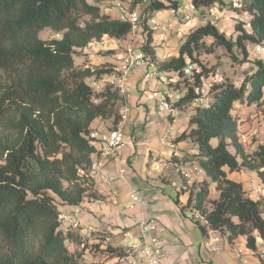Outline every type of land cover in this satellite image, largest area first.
Returning <instances> with one entry per match:
<instances>
[{
    "label": "trees",
    "instance_id": "trees-1",
    "mask_svg": "<svg viewBox=\"0 0 264 264\" xmlns=\"http://www.w3.org/2000/svg\"><path fill=\"white\" fill-rule=\"evenodd\" d=\"M142 1L134 0L131 7L137 9ZM147 2L144 10L138 9L143 40L137 49L159 62L158 71L175 77L173 90L182 85L173 107L189 111L187 128L173 141L195 150L170 162L194 161L205 177L180 189L187 193L182 210L201 214L203 222H193L203 236L214 232L228 242L245 236L254 249V234L264 239V195L263 200L251 198L227 173L252 171L264 186V128L263 142L247 152L237 140V118L232 116L235 104L254 106L251 114L263 108L264 125V57L251 58L257 46L264 52V0H243L237 9L250 19L248 26L235 25L233 38L207 21L186 36L177 56L164 62L155 54L146 23L153 13L178 12L182 0ZM188 2L195 10L222 4ZM101 6L88 0H0V264H80L84 253L70 251L72 243L94 255L125 256L124 248L102 232L80 236L62 230L58 208L76 207L84 198L99 200L89 174L96 152L89 134L95 121H110L114 127L120 119L121 95L87 82L111 74L112 66L99 64L90 71L74 61L90 44L105 37L123 40L130 33L127 22L111 19ZM44 31L51 33L47 40L40 37ZM203 47L207 52L221 47L233 63H246L248 69L239 79L210 81L214 72L196 57ZM187 63L199 68L183 77ZM207 85L208 98L203 99ZM210 189L217 193L213 199Z\"/></svg>",
    "mask_w": 264,
    "mask_h": 264
},
{
    "label": "crops",
    "instance_id": "crops-1",
    "mask_svg": "<svg viewBox=\"0 0 264 264\" xmlns=\"http://www.w3.org/2000/svg\"><path fill=\"white\" fill-rule=\"evenodd\" d=\"M182 10L185 9L181 7L176 13L171 11L153 13L151 17L155 19V24L146 23V26L150 30H157L162 33L155 35L152 33V44L156 46L154 51L159 60L162 56H166L167 58V52L170 50L171 37L168 36V32L177 30L180 35L185 34L173 25V21L177 20L174 16L179 15ZM221 10L222 12L219 15L222 14L225 19L241 16L237 13V8L230 10V8L225 7V3L221 6ZM109 17L116 19V13H113ZM214 17L209 18L214 22L211 23L216 27V22L220 20V16L217 19H214ZM241 17L243 18V15ZM168 25L171 27H168ZM142 40L143 37L139 34V30L136 34L129 33L123 40L105 37L98 42L90 44L83 51L87 56L83 58L82 63L77 65H83L86 61L89 62V56H93L94 58L99 56L101 62L95 60L90 62L94 66L99 64L111 65L115 62L113 54L121 51L128 44L135 47ZM103 42H107L106 47L102 46ZM158 48L162 50L163 54L161 57L157 55ZM175 56H177L176 50L169 54V58ZM146 73V68H136L128 76L126 85L127 94L122 98V105L125 104L129 109L123 129L124 147L121 150V154L117 158L107 161L103 169V174L111 176L113 180L109 183L95 180V190L99 195V200L84 198L78 205L82 210L76 217L78 225L73 227L68 223L61 222V229L63 230V226H65V230L70 229L80 236H90L95 232H102L109 237L108 240L111 244L123 245L135 240L137 237L136 225L140 220L156 218L158 220L157 235L159 236L163 231H168L171 236L169 244H164L165 259L162 264H214L215 262L218 264H242L240 257L235 253L236 249L242 251L241 256L242 259L246 260V264H264V259L258 257L259 252H264V239L260 238L257 234H254L255 249H250L247 246L245 236H239L232 242H228L224 236H220L214 232H207L205 236L201 234V243L195 251L190 249L189 254L187 253L189 248L185 247L190 245L188 235L193 229L192 221L190 224L186 223V225L181 221L180 216H184L183 212L188 210L186 208L182 210L187 202V193L180 191L185 182L175 171L176 165L185 163L170 161L174 157L181 159L185 155L192 156L195 153V150H192L188 144L184 142L175 143L173 141L181 131L187 128L189 111L186 112L187 116L183 119L180 118L183 112L177 111L176 115L179 114V119L174 118L176 120L169 131L168 122L171 117L166 113H159L157 111L154 100L148 99L150 95H145L144 93L137 94L135 91L139 82L145 78L151 81V92L157 88L155 82L148 78ZM173 91H176L180 96L178 90ZM234 109L236 110L237 117L246 119L249 108L241 104H235ZM98 125L99 121H95L93 128L98 129V131L107 130ZM262 142L263 140H260L257 143ZM255 144L249 150H253ZM156 157H164L170 162V165L164 170L163 174H157L158 180L153 176L150 169V164ZM96 160H98V156L94 154L92 156V163ZM186 163L196 165L194 161ZM120 170L127 172V175L123 179H120L118 176ZM233 173H227V178L234 180L232 178ZM175 177L182 180L180 188L174 183ZM204 179L205 177L203 176L199 180ZM162 185H171L176 189L175 200H178V204L175 203V200L173 202L169 201V198L164 195L163 189H161ZM131 191L138 192L143 198L142 205L133 210L128 208ZM170 203H174L175 207L179 209V218L173 213L172 208L171 212L174 216L170 215L171 212L167 213L164 211V208L169 206ZM74 209L75 207L61 206L59 210L61 215H68L73 213ZM207 235L220 237L217 252L210 253L204 247L203 240ZM186 257H190L189 260Z\"/></svg>",
    "mask_w": 264,
    "mask_h": 264
},
{
    "label": "built area",
    "instance_id": "built-area-1",
    "mask_svg": "<svg viewBox=\"0 0 264 264\" xmlns=\"http://www.w3.org/2000/svg\"><path fill=\"white\" fill-rule=\"evenodd\" d=\"M101 6L102 11L107 15H112L116 13V20L127 22L130 26V33L136 34L140 29V12L136 8H131L128 3H125L123 0H103ZM190 6L188 0H182L181 7L183 9ZM237 8H241V3L237 4ZM218 16L215 15L214 19H217ZM155 24V19L150 17L147 20V23ZM168 27H171L168 25ZM95 43V42H94ZM103 47L107 46V42L102 43ZM257 54H263L264 52L260 46L255 48ZM89 62H85L82 66L84 69H89L93 71L94 65L90 62L100 61L99 56L94 58L89 56ZM113 59L115 62L111 64L112 72L109 75L104 76L101 80L94 82L96 89L101 88L102 86H109L112 89L116 90L122 98L127 94V80L130 72L136 68H146L147 77L152 79L156 84V89L153 90L150 94V98L154 100L156 109L159 113H166L171 117L168 122V130L172 129L173 123L175 122L174 118L177 114V110L173 105L179 100V95L176 91L172 90V85L175 83V77L158 71V63L150 61L145 55L133 47L131 44H128L121 51L113 54ZM166 56H162L159 60L164 62ZM101 62V61H100ZM195 65L187 63L186 66L182 69V76L187 77L195 69ZM209 86H207V90ZM207 90H203L202 92ZM264 101V93H263ZM254 109V106H252ZM253 111V110H252ZM129 112L128 107L124 104L120 109V119L114 127H111L105 131L92 130L89 134L91 144L95 147V155L98 156V160L92 163L89 174L91 178L96 181H101L104 183H109L113 180L111 176L103 174V169L107 161L112 158H117L121 154V150L124 147V138H123V129L124 124L127 120V114ZM251 112H248L247 116H250ZM232 116L237 118V127H239L243 122V118L236 116V110H232ZM264 125H262L263 131ZM262 133V132H261ZM258 137V131L251 129L250 131L243 132L237 129V140L242 146L250 145L251 141ZM170 165L169 160L164 157H156L152 160L150 164V169L153 173L161 175L164 170ZM176 173L180 178L185 182L182 185L181 189L186 190L193 182L201 179L204 176L203 171L197 166L189 163L176 165ZM127 175L125 170L119 171V178L123 179ZM190 184V185H188ZM214 190V189H212ZM129 209L133 210L138 206H141L143 203L142 196L136 192L131 191L129 194ZM79 206H76L73 210V213L68 215H61L60 221L62 223H68L73 227L78 225L76 219L77 215L81 213ZM191 219L198 220L201 223L203 218L201 214L197 211H191ZM137 237L134 241L120 245L125 250V256L122 260L125 264H162L165 259V252L162 247V242L157 235L158 231V220L155 219H143L137 223ZM220 242L219 236H210L207 235L203 240L204 247L210 252L215 253L218 251V244ZM255 249V248H254ZM235 253L240 257L242 264H246V260L242 259V251L236 249ZM258 257L264 259V252H259ZM108 258V257H107ZM116 260L118 258H115ZM232 264V263H226Z\"/></svg>",
    "mask_w": 264,
    "mask_h": 264
},
{
    "label": "rangeland",
    "instance_id": "rangeland-1",
    "mask_svg": "<svg viewBox=\"0 0 264 264\" xmlns=\"http://www.w3.org/2000/svg\"><path fill=\"white\" fill-rule=\"evenodd\" d=\"M88 1L91 3L96 1V2L101 3V5L104 3L103 0H88ZM123 1L125 3H128V5L131 6L134 0H123ZM223 3H225V7L230 8V10H232V8H234V9L237 8L238 3H243V0H222V4H215L214 6H212L211 8H208V9L203 8V9L195 10L190 5L187 8H185V10H182V12L179 15L174 16L177 20L176 21L172 20L174 23L173 25L176 26V28H178V30H180L181 32H184L185 34L180 35L179 31H177V30L174 32H171V31L168 32L169 33L168 36L171 37L170 38L171 43H170V46L168 45L170 47V50L167 52L168 56H167L166 60L169 58V54L172 51L174 52L176 50V52L178 53L181 44L185 41V38L188 34L193 32L196 28H198L200 25L204 24L207 21L214 23L213 21H211L210 18H213L217 14H218V17L220 16L219 17L220 20H218L216 22V27L220 32L222 31L225 34V36L229 39L233 38L235 35V25L236 24L242 22V23L246 24V26H248V21H249L250 17L247 16L244 12H242L240 10H238L237 13L241 16L243 15V18L240 16V17H232V18H226L225 19V18H223L222 14L219 15V13L222 12L221 6L223 5ZM147 4H148L147 0H143L142 3H140V5H137L138 6L137 9H139V11H142V10H144V8L146 7ZM133 8H135V7H133ZM221 17H222V19H221ZM172 19H174V18H172ZM141 27H142V25H141ZM140 31H139V34H140ZM152 32L154 33V35L155 34H162L161 32H159L157 30H154V31L152 30ZM40 37L42 40H47L51 37V33H49V31H44L41 33ZM209 43H210V39H206L205 44L208 45ZM136 47L137 46H135V48ZM162 54H163L162 50L158 48L157 49V55L159 57H161ZM196 55H197L196 57H199L202 60L203 64H205L208 69H210L214 72V74H212V78H209L210 81H212V80L213 81L214 80L220 81L224 78H227L228 80L239 79L242 76L241 75L242 72H245V70L248 69V65L246 63H244V64L233 63L230 59L229 54L221 47L213 48L210 52H207V49L205 47H203L199 51L196 52ZM85 56H87V55L82 53L81 57H75L74 58L75 63L76 64L82 63L83 58H85ZM254 56H258L261 58L264 57L263 54H257L255 52V49H251V58H254ZM239 58H240V56H239ZM195 66H196V69L199 68L197 65H195ZM251 67L253 68V66H251ZM87 82L93 88H96V85L92 79H88ZM207 86H209V85H207ZM207 86H204L203 89L207 90ZM150 87H151V81H149L145 78L139 82V85L135 89V91L137 94L144 93L145 95H150V92H151ZM177 88L179 91H182V85H179ZM202 96H203V99L208 98L207 92L204 91L202 93ZM148 99L150 100L151 98L148 97ZM202 104H205V101L202 102ZM247 108H249L248 112H251L253 110V107H247ZM262 110H263V108H262ZM262 110L255 111L250 116L246 115V119L244 120V122L239 127H237V129H239L240 131H243V132L250 131L251 129H255L258 131V137L256 138V140H253L250 145L244 146V148L247 152H251V150H249L250 147L252 145H254L255 143H257L262 137V134H263V131H262L263 112H262ZM186 116H187L186 113H182L180 118L183 119ZM175 118L179 119V114L176 115ZM98 126H101L102 128L108 130L112 127V124L110 121H99ZM95 130L98 131V129H95ZM229 151L234 153L233 148H229ZM153 176H155L156 180H158V177H156L157 174L153 173ZM232 178L234 179V181L240 180L239 182L242 184L243 189L246 191L248 196H250L253 199L263 200L262 197L264 195V193H263L264 192V186L261 185L258 177L256 176V174L254 172L243 169L237 173H233ZM174 181H175L174 183L177 185V187L180 188L181 184H182V180L180 178L175 177ZM161 189H163V193L167 198H169V201L173 202V200H175V198H176V189L175 188H173L171 185H162ZM216 196H217V193L214 190L210 189V194L208 196L209 199H213ZM58 208L61 209V206H58ZM171 208L173 209L172 210L173 213L176 214L179 218V215H180L179 209L175 207L174 203H170L169 206L164 208V211L169 213V212H171ZM260 210H261V215L264 218V201L261 202ZM173 213L171 212L170 215L174 216ZM191 214H192L191 210H185L183 212L184 216H180L181 221H183L185 225H186V223L190 224L192 221L191 224H192L193 229H192V232L188 235L190 245L185 247L187 249L189 248L188 252H187L188 254H189L190 249L195 251V249L199 246V244L201 243V240H202V236H201L200 231L197 229L195 223L191 219ZM63 230H65V226H63ZM159 239L163 243L162 247L164 249V244H169L171 236H170L168 231H163L159 234ZM119 242H121V240H119ZM68 248L70 251L75 252L77 254H81V252L84 253V255H83L84 257H81L79 259L80 264H125V262L122 259L116 260L115 258H107L105 255L100 256V255H94V254L88 253L87 250L82 251L81 247L76 246L73 243L69 244ZM186 258L189 260L190 257H186ZM214 264H218V263L215 262Z\"/></svg>",
    "mask_w": 264,
    "mask_h": 264
}]
</instances>
